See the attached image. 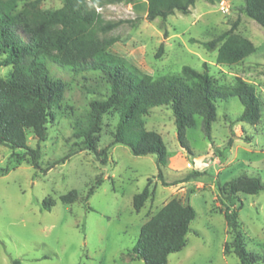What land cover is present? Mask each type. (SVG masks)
<instances>
[{"label": "rangeland", "instance_id": "obj_1", "mask_svg": "<svg viewBox=\"0 0 264 264\" xmlns=\"http://www.w3.org/2000/svg\"><path fill=\"white\" fill-rule=\"evenodd\" d=\"M27 1L20 0L19 9ZM244 3L196 0L187 13L176 11L166 20L148 19L146 0L97 6L105 21L129 20L107 34L118 39L111 47L114 53L155 77L178 76L194 84L182 72L189 65L201 72L208 69L216 85L226 89L242 79L255 86L262 118L256 124L238 121L244 111L240 99L219 98L211 138L198 116L197 124L187 130V151L177 139L173 111L153 108L145 116L146 126L162 135L168 151L161 175L156 154L135 155L125 144L111 145L117 114L104 118L98 153L74 152L57 164L74 151L72 121L67 118L49 122L47 139L39 143L41 168L31 163L27 149L0 144V264H14L16 259L21 264H146L130 251L143 224L175 197L191 203L197 217L190 223L187 245L170 254L168 264H241L234 252L225 250L227 243L232 248L233 235L221 186L242 175L264 181V28L242 11ZM63 4L64 0H43L41 6L52 11ZM225 32L249 38L256 52L236 64L218 63V49L210 50L204 42ZM162 44L164 52L158 57ZM12 70L0 66V76ZM28 143L38 145L32 131ZM99 178L102 184L87 200ZM149 179L153 193L136 211L134 196ZM73 189L78 200L63 203L61 196ZM48 197L54 200L51 210L43 206ZM232 208L238 210L247 248L257 256L255 264H264V191L237 194Z\"/></svg>", "mask_w": 264, "mask_h": 264}, {"label": "trees", "instance_id": "obj_2", "mask_svg": "<svg viewBox=\"0 0 264 264\" xmlns=\"http://www.w3.org/2000/svg\"><path fill=\"white\" fill-rule=\"evenodd\" d=\"M19 1L0 0V66L13 67L8 76H0V144L27 149L36 168H41L39 143L47 139L48 124L57 117L72 121L74 151L56 164L74 152L90 149L98 153L104 118L117 114L111 145L125 144L135 155L156 154L160 175L162 166L168 163V151L162 135L146 126L145 116L153 108L167 107L173 111L177 139L187 151H191L187 130L197 124L198 116L203 118L204 131L211 138L219 98L240 99L244 111L238 121L256 124L262 118V103L255 86L242 79L235 88L226 89L216 85L208 69L201 72L189 65L182 72L194 84L178 76L155 77L114 53L111 47L118 39L107 34L129 20L105 21L97 6L129 0H64L62 7L52 11L42 8L43 0H29L20 9ZM146 1L150 20L159 17L166 20L176 11L187 13L196 2ZM242 11L264 28V0H245ZM204 45L210 50L218 49V63L230 65L257 50L252 40L230 32ZM163 52L162 44L157 56ZM30 131L38 140L34 148L28 143ZM231 146L230 141L225 151ZM150 183L151 179L134 196L136 211L142 209L153 193ZM101 184L99 178L89 188L87 200ZM221 190L229 203L225 217L233 235L232 248L227 243L225 250L234 252L241 264H255L257 256L247 248L238 210L232 206L241 192L264 191V181L257 176L242 175L226 182ZM78 198L76 189L61 196L65 204ZM43 206L51 210L54 200L46 198ZM196 217L191 203L171 199L143 224L131 254L146 264H168L169 255L187 245L190 223ZM14 264L21 261L16 259Z\"/></svg>", "mask_w": 264, "mask_h": 264}]
</instances>
